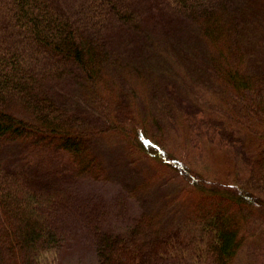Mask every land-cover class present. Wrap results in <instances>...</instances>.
I'll list each match as a JSON object with an SVG mask.
<instances>
[{"label": "trees", "instance_id": "trees-1", "mask_svg": "<svg viewBox=\"0 0 264 264\" xmlns=\"http://www.w3.org/2000/svg\"><path fill=\"white\" fill-rule=\"evenodd\" d=\"M253 1L0 0V264L53 261L58 217L73 203L57 179H107L94 138L116 135L140 158L167 165L161 124L235 133L248 177L212 180L175 161L186 184L175 198L187 203L188 223L159 234L157 217L140 213L122 235L98 231L96 264L241 259L264 234V10L251 16ZM145 24L166 39L176 25L190 29L165 58L209 87L194 94L192 85L122 65L124 56L146 64L153 54ZM120 42L143 52L122 55Z\"/></svg>", "mask_w": 264, "mask_h": 264}, {"label": "rangeland", "instance_id": "rangeland-1", "mask_svg": "<svg viewBox=\"0 0 264 264\" xmlns=\"http://www.w3.org/2000/svg\"><path fill=\"white\" fill-rule=\"evenodd\" d=\"M140 5L142 11L144 1L140 2ZM254 5L253 1L247 9L251 16L255 12L258 15L254 8L264 10V0H257L256 7ZM144 11L147 13L146 8ZM145 26L148 27L146 34L153 42V54L146 64L124 56L122 65L145 67L149 69L150 76L166 79L169 85H192V91H189L194 94H200L204 87H209L205 77L200 76L191 80L182 67L173 65L172 60L167 63L169 57L165 58L173 54V50L170 52L174 43L172 39L186 40L188 36H192L190 29L176 25L173 32L171 31L172 38L166 39L147 24L143 25L144 30ZM198 44L196 43V48L200 49L202 43ZM115 47L116 45L113 48ZM190 47L191 43L186 49ZM116 49H119L122 55L127 51L133 54L143 52L141 46L135 45L134 42L128 46L120 42ZM188 61L189 58L186 59V62ZM173 119L177 121V115ZM179 125L180 127L176 128L169 124L166 129V125L161 124L163 132L166 131L167 134L162 138L164 142L166 141L164 147L171 154L167 157L169 162L163 166L160 162L140 158L137 152L131 151L124 140L116 135L93 139V150L102 160L107 171V179L101 181L64 177L57 179L68 189L73 203L58 217V231L62 237V244L52 255L53 261L47 264H96L94 235H97L98 231L122 235L133 218L140 213H149L157 217L156 232L159 234L169 232L176 225L178 227L186 225L188 223L186 219L190 215L189 207H186L188 205L185 202V204L178 202L181 196L180 189L183 185L186 187V184L176 170L172 169L175 161L189 163L203 177L212 180L230 182L248 177L245 165L247 155L239 136L235 133L214 135L201 124V129H195L196 132L191 131L193 129L191 126L184 132L185 129ZM2 156L3 153H0V157ZM42 175L49 178L52 174L44 171ZM179 192L180 196L175 198ZM235 264H264L263 233L245 246L241 259Z\"/></svg>", "mask_w": 264, "mask_h": 264}]
</instances>
